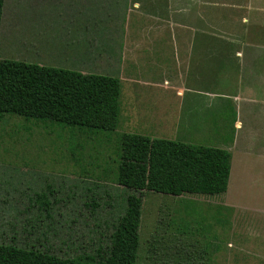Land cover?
Segmentation results:
<instances>
[{"label": "rangeland", "instance_id": "rangeland-1", "mask_svg": "<svg viewBox=\"0 0 264 264\" xmlns=\"http://www.w3.org/2000/svg\"><path fill=\"white\" fill-rule=\"evenodd\" d=\"M23 1L5 0L1 25L3 58L22 60L30 49L21 44L24 36L30 37L23 28ZM44 1L28 0L31 16L42 14L39 4ZM169 4L174 12L168 15L169 19L159 18L153 26L156 29L158 25L161 31L151 28L144 41H182L186 38L182 32L189 23L192 30V27L205 28L209 40L249 43L264 51V0H171ZM183 7L188 9V15L183 16V10H179ZM40 36H33L36 44L43 39ZM154 53L152 61L148 58L146 63H140L139 69L124 71L125 76L137 81H149L134 83L138 91L148 93L149 97L131 95L124 99L121 93L122 109L115 131L88 134L51 120L4 115L0 120L1 243L45 249L64 257L106 250L114 224L125 209L126 196L132 191L116 178L122 153L121 136L132 132L192 144L227 146L232 153L230 182L223 193L180 196L145 192L137 263L212 264L216 255L226 257L231 247L226 242L233 238L237 247H244V252L253 247L248 254L249 264H264V78L226 81L224 66L214 76L216 82L190 83L188 86L193 88L220 94L218 99L227 101L229 106L225 105L220 115L222 124L213 112V133L176 137L173 129H155L143 120L142 113H137L148 102L151 108H165L162 97L166 94L176 107L190 99L187 90L179 97L174 88L170 89L173 54L167 50ZM126 58L130 59L129 55L123 60L130 63ZM259 61H254L255 67L262 72ZM166 79L171 80L169 86ZM124 86L123 81L122 90ZM179 86L187 87L183 83ZM236 93L240 96L237 102L221 96ZM125 102L130 105L128 121L124 120ZM235 118L239 120L236 128ZM215 201L253 203L261 210L239 211L252 215L253 220L252 228H244L242 235L239 228L228 232L230 225L222 206L208 205Z\"/></svg>", "mask_w": 264, "mask_h": 264}, {"label": "crops", "instance_id": "crops-1", "mask_svg": "<svg viewBox=\"0 0 264 264\" xmlns=\"http://www.w3.org/2000/svg\"><path fill=\"white\" fill-rule=\"evenodd\" d=\"M170 1L45 0L39 4L42 14L37 17L30 15L27 9L28 0H24L23 28L24 33L30 37L24 36V42L22 40L21 44L29 46L31 50H27L29 54L26 53L27 51L25 52L22 60L34 61V59H38L36 63L41 65L51 64L55 67L82 73L112 75L118 77L121 84L123 81L126 82L123 90L121 87L124 99L131 95L147 98L149 97L148 93L138 91L134 83H149V81H137L136 78L125 76L124 71L139 69L140 63H146L149 61L148 58L152 61L154 52L170 51L174 57V64L169 68L173 83L170 89L173 91L174 88L177 91L176 96L179 97L181 95L178 94L187 90L190 99L176 107L172 98L169 99V95L165 93L166 95L163 96L166 97H162L165 108H151L148 102L137 113H142L143 120L150 123L155 129H173L176 137L205 136L208 133H213L215 129L211 125L213 112L218 114L216 120L222 124L220 115L223 113L224 106H229V103L219 100L220 94L188 85L190 83L216 82L217 78L214 76L224 66H226L224 72V75L227 76L226 81H231L232 78L248 81L256 76L264 78V51L259 50V47H255L252 43H250L251 46L249 43L240 45L239 42L209 40L205 28L192 27V30L189 23L185 25L187 32H182L183 38L186 37L184 40L180 39L182 41L165 43L144 41L143 39L149 33L151 34V28L155 32L161 31L158 25L156 29L153 26V24H157L159 18L169 19L168 15L174 12L169 4ZM33 7H38V4H33ZM186 9V7L179 8V10H183V16L189 13ZM36 34L41 35L40 39L43 38L37 44L33 37ZM128 55L130 59H126L130 63L123 60ZM258 59H260V66L263 68L262 72H259V69L255 67L254 61ZM171 80H165L168 86ZM234 82H237L236 79ZM180 83L187 87L182 88L179 86ZM221 96L233 99L234 102L240 99L238 93ZM120 107L122 109L121 105ZM129 107V102H125L126 110L123 109L125 121L129 120V110L127 109ZM236 107L238 112V105ZM207 115L211 117L208 119ZM235 119L234 128L239 127V120ZM220 129H223L222 125ZM224 148L228 149L227 146ZM208 205L222 206L221 210L226 212L223 216L227 218L228 225H230L228 232L231 230L235 232L239 228L242 235H244V228H252L250 223L253 220L250 217L252 215L239 211L261 210L253 203L215 201ZM249 217L251 220H247ZM226 243L231 246L232 250L228 249L229 252L225 258L222 255H216V261L212 264H249L251 258H248V254L252 253L253 247H250L249 252H244V247H237L233 238L228 239Z\"/></svg>", "mask_w": 264, "mask_h": 264}, {"label": "trees", "instance_id": "trees-1", "mask_svg": "<svg viewBox=\"0 0 264 264\" xmlns=\"http://www.w3.org/2000/svg\"><path fill=\"white\" fill-rule=\"evenodd\" d=\"M5 0H0V120L6 113L51 120L82 133L112 132L120 118L121 81L1 56ZM120 185L132 189L111 233L96 254L61 256L45 249L0 242V264H138L145 192L217 195L228 189L229 149L125 132L121 136Z\"/></svg>", "mask_w": 264, "mask_h": 264}]
</instances>
